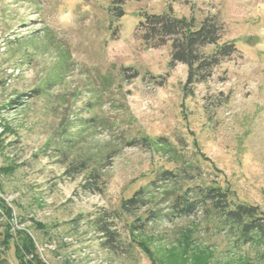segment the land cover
<instances>
[{
	"label": "rangeland",
	"instance_id": "rangeland-1",
	"mask_svg": "<svg viewBox=\"0 0 264 264\" xmlns=\"http://www.w3.org/2000/svg\"><path fill=\"white\" fill-rule=\"evenodd\" d=\"M110 3L0 0V242L9 243L7 263L18 264V248L24 264H264V244L235 246L214 221L173 216L166 203L168 215L133 234L129 216L118 217L130 253L109 251L90 219L120 209L178 165L158 149L125 147L105 192L85 194L77 190L81 178L63 179L53 151L75 123L105 115L120 121V136L166 138L199 166L196 184L221 187L264 211V0H130L122 17ZM170 10L197 23L217 15L224 41L235 43L237 53L207 82L188 84V66H170L169 43L152 47L139 36L146 13ZM105 74L116 79L110 95L99 89ZM94 136L104 141L109 131Z\"/></svg>",
	"mask_w": 264,
	"mask_h": 264
},
{
	"label": "trees",
	"instance_id": "trees-1",
	"mask_svg": "<svg viewBox=\"0 0 264 264\" xmlns=\"http://www.w3.org/2000/svg\"><path fill=\"white\" fill-rule=\"evenodd\" d=\"M128 1L130 0H110V10L114 16L125 15L124 6ZM137 32L142 40L152 47L169 43L170 66L174 67L177 63L186 64L187 83L192 85L207 82L218 65L237 53L233 41H224L225 26L217 15H208L197 23L194 17L178 16L172 10L146 13L138 24ZM135 74L132 76H137ZM115 80L113 74L100 77L102 88L99 89H102V95H110L114 91ZM33 91L40 95L45 88L37 87ZM109 103L114 105L113 101ZM119 122L118 119L105 115H94L75 123L72 127L74 131L69 132L62 144L53 149L64 166L63 179L81 178L77 185L78 191L85 194H103L109 182L108 170L114 159L123 148L139 145L163 151L178 167L158 173L150 185L141 186L132 195L124 198L120 209H115L111 215L98 213L90 219V228L99 235L104 248L113 253H118L119 250L120 254L130 253L126 241L114 225L115 220L129 216L130 221L128 220L127 224L133 234L144 228L148 222L168 215L169 213H162L161 205L165 203L169 205L173 216L189 218L202 215L209 223L214 221L220 231H227L234 238L235 246L247 243L264 244V211L258 205L236 202L230 193L221 187L196 184L197 178L202 177V173L198 171L199 166L192 159L182 155L166 138H137L125 134L120 136ZM102 128L109 131V138L104 141L96 140L94 134ZM166 182H170L172 186L162 188ZM151 188H162V193L157 195L155 191H150ZM142 208H145L143 212L140 211ZM142 214L145 215L144 218ZM136 221L140 224L137 225ZM131 239V244L143 248L151 255L136 237ZM5 240L3 244L0 242V248L5 245L3 250H0V264H8L3 255L9 244ZM14 253L18 264H24L18 248ZM203 264H206V261Z\"/></svg>",
	"mask_w": 264,
	"mask_h": 264
}]
</instances>
